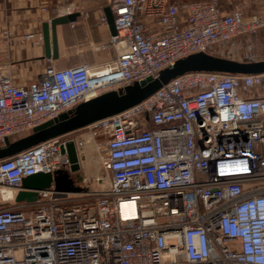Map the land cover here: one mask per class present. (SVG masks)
<instances>
[{
    "label": "built area",
    "instance_id": "1",
    "mask_svg": "<svg viewBox=\"0 0 264 264\" xmlns=\"http://www.w3.org/2000/svg\"><path fill=\"white\" fill-rule=\"evenodd\" d=\"M262 4L246 15L221 0H108L113 61L49 64L29 84L0 64V143L197 52L261 61L252 50L264 32ZM256 88L264 91V73H188L89 125L88 140L105 138L109 186L80 192L84 202L70 204L71 193L54 188L34 203L15 197L25 177L69 169L67 145L79 155L83 140L71 136L86 128L1 160L0 264H264V94H251Z\"/></svg>",
    "mask_w": 264,
    "mask_h": 264
},
{
    "label": "crops",
    "instance_id": "2",
    "mask_svg": "<svg viewBox=\"0 0 264 264\" xmlns=\"http://www.w3.org/2000/svg\"><path fill=\"white\" fill-rule=\"evenodd\" d=\"M200 0H170L173 5ZM263 0H221L226 11L240 8L246 15L263 8ZM108 0H0V64L7 65L20 84H29L49 64L57 68L113 61L117 50L110 45L111 33L103 22ZM79 13L76 21L57 26L59 58L45 55L43 25L58 16ZM186 22L184 9L177 12ZM28 37V38H27ZM39 37L42 41L39 42ZM263 89L251 94L262 95Z\"/></svg>",
    "mask_w": 264,
    "mask_h": 264
},
{
    "label": "water",
    "instance_id": "3",
    "mask_svg": "<svg viewBox=\"0 0 264 264\" xmlns=\"http://www.w3.org/2000/svg\"><path fill=\"white\" fill-rule=\"evenodd\" d=\"M78 16L79 13L58 16L43 25L45 55L48 59L59 58L57 26L74 22ZM105 16L111 35H116L114 16L109 6L105 9ZM193 72L261 74L264 73V60L241 62L205 52L191 54L162 70L158 77H149L119 91L103 93L35 127L31 133L23 137L16 140L6 138L0 145V161L14 157L50 139L82 130L100 120L124 112L143 102L172 80ZM64 152L63 149L62 153ZM67 154L71 163L69 169L58 170L54 173L39 172L25 177L15 197V202L34 203L38 199L39 191L51 188L62 193L82 192V188L72 177V174L80 170L79 155L73 141L67 145Z\"/></svg>",
    "mask_w": 264,
    "mask_h": 264
},
{
    "label": "rangeland",
    "instance_id": "4",
    "mask_svg": "<svg viewBox=\"0 0 264 264\" xmlns=\"http://www.w3.org/2000/svg\"><path fill=\"white\" fill-rule=\"evenodd\" d=\"M252 52L254 59L264 60V32L258 37ZM246 55L248 56V54ZM242 60L247 59L243 58ZM262 92L264 93V91ZM89 131L90 130L86 128L71 136H77V138L83 140V146L79 154L80 170L72 174V177L76 184L82 188L83 194L87 193V191L97 194L109 186V180L105 178V171L101 162L105 138L102 136L94 140H88L89 137L87 135ZM18 138L20 137L11 140H16ZM69 196L71 199L70 204L84 202L86 198H88L87 195H82V193H71ZM12 203L13 202H11V204ZM8 205L10 206V203Z\"/></svg>",
    "mask_w": 264,
    "mask_h": 264
},
{
    "label": "bare ground",
    "instance_id": "5",
    "mask_svg": "<svg viewBox=\"0 0 264 264\" xmlns=\"http://www.w3.org/2000/svg\"><path fill=\"white\" fill-rule=\"evenodd\" d=\"M14 195V191H11V190H7L6 191V195L5 196H8V197H12Z\"/></svg>",
    "mask_w": 264,
    "mask_h": 264
},
{
    "label": "trees",
    "instance_id": "6",
    "mask_svg": "<svg viewBox=\"0 0 264 264\" xmlns=\"http://www.w3.org/2000/svg\"><path fill=\"white\" fill-rule=\"evenodd\" d=\"M3 143H0V145H2Z\"/></svg>",
    "mask_w": 264,
    "mask_h": 264
}]
</instances>
